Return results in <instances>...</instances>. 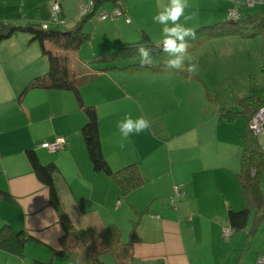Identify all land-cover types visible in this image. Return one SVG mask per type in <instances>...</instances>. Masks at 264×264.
<instances>
[{
  "label": "crops",
  "instance_id": "obj_1",
  "mask_svg": "<svg viewBox=\"0 0 264 264\" xmlns=\"http://www.w3.org/2000/svg\"><path fill=\"white\" fill-rule=\"evenodd\" d=\"M224 1L227 5L236 1L240 7L230 8L228 19L232 10H238L240 15L253 12L250 5L254 3L247 0ZM60 3L64 22L52 23L50 27L59 28L69 21L70 9L63 5L62 0ZM49 4V0H0V19L26 21L40 18L37 22H48L52 17ZM36 5L44 7L45 11L38 14L34 10ZM242 7L248 9L245 11ZM73 18L79 20L78 15ZM31 37L29 33L19 32L0 44V188L10 191L15 197L13 202L0 201V229L8 222L14 230H29L39 242L32 241L26 245L23 259L0 250V264H31L35 258H52L53 264H79L70 255L53 257V252L61 246L59 239L64 227L50 203L48 188L31 168L26 155L30 148L37 152L43 163H57L61 170L57 186L64 208L79 230L93 231L94 240H101L107 228L117 226L121 240L127 242L131 229H127L126 223L122 225L125 222L122 215L130 218L132 228L131 220L141 213L134 233L132 264H212L209 260L218 250L224 251V256L228 255L227 247L222 246L220 226H224L225 212L227 216L228 208L234 202L232 190L229 191L234 187L231 185L233 178L229 179L224 171L206 174L204 164L200 162L201 155L191 153L192 145L184 147L183 155L175 152L180 147L173 148V152H165V140L170 139L161 134L170 128L154 130V119L151 122L152 115L147 104L146 108L144 105L152 76L162 79L161 74L140 71L131 73L128 79L125 69L113 70L118 72H111L112 77L133 81L134 85L126 82L122 88L117 81L109 85L108 80H103L105 76L100 65L90 63L92 59L88 61L90 65L80 63V72H74L77 77H86L79 87L85 102L96 107L102 148L111 167L117 166L115 170H118L131 163L139 165L144 183L132 190L126 200H120L119 184L103 171H96L89 159L81 134L86 120L82 104L73 90L50 86L47 77L49 59L42 53L39 42L31 41ZM46 47L66 57L70 52L49 42ZM104 50L102 53L110 52ZM115 88L124 97L119 102L123 104V110L117 104L118 113L122 114L125 108L132 106L135 118L143 115L151 122L149 130L132 133L127 141L115 130L118 128V123L113 122L115 112L103 109L106 106L104 101L111 97ZM111 128H114L113 136ZM169 134L171 137L181 133L174 130L171 134L169 130ZM57 138L67 140L65 148L51 152L42 147L43 142ZM173 154H176L175 159ZM235 177L240 185L236 173ZM81 178L91 187L82 184ZM242 240L239 245L241 258L236 259L237 241L231 249V261L229 258L224 264H255V254L246 260L247 249L244 253L246 245ZM107 254L113 257V264L117 263L110 252L104 257Z\"/></svg>",
  "mask_w": 264,
  "mask_h": 264
},
{
  "label": "rangeland",
  "instance_id": "obj_2",
  "mask_svg": "<svg viewBox=\"0 0 264 264\" xmlns=\"http://www.w3.org/2000/svg\"><path fill=\"white\" fill-rule=\"evenodd\" d=\"M80 1L82 2V0H62L63 5L70 9L73 16L70 15L66 24L61 25L59 28L53 26V28L72 27L77 21L73 17L78 15L80 18L84 15L80 14ZM49 2L48 8L50 11L51 1L49 0ZM167 3L168 0H124L125 8L128 11L127 16L131 18L130 23H126L124 16L102 20L100 18L102 13L113 11L115 8L113 3H105L84 25L85 31L92 36L91 42L84 45L79 51H70L67 54L72 71L80 72V63L85 62L90 65L88 61L93 59L94 55L105 51L104 49L112 52L125 41H138L141 39L140 31L143 29L149 32L154 42H162L164 39L163 26L155 23L152 17L163 9ZM188 3L190 7L186 9V13L192 11L198 13L196 19L186 25L193 29L228 19L227 13L230 8L240 9L236 1L233 3L228 2V5L225 4L224 0H188ZM250 8L253 12L264 10V2L254 3L250 5ZM242 9L246 11L248 7H242ZM34 10L39 14V12L45 11V8L36 5ZM33 19V21H40V18ZM48 22H51V17ZM181 23H184L183 18ZM261 48L262 39L260 36L254 38L225 36L212 39L195 51L188 53L193 58L192 62L198 65L196 73L198 78L185 79L181 74L169 72L160 73L159 76H162L160 77L162 79L153 75L152 84L147 93V101L144 102L145 108L147 104V110L152 115L150 117L151 122L154 119L153 129L161 131L167 126L170 128L164 129V133L161 134L164 138L170 139L165 140V152H173V148L180 147L175 152L183 155L184 147L192 145L191 153L197 152L201 155L200 162L204 164L206 174L212 175L224 171L229 179L233 178L231 185L234 187L230 188L229 191L232 190L231 195L234 202L231 199V207L234 210L246 207L242 187L238 185L234 178H236L235 173L237 174L240 171V154L245 146L244 135L247 132V124L240 117L231 122L225 120L220 113V109L221 107L233 110L239 109L237 99L247 96L253 88H259L263 85V78L259 69ZM74 57H76V60ZM76 61L77 67L74 69L73 65ZM139 62L140 60L132 59L118 63L119 65H129ZM105 66V64H102V67ZM113 70L118 69L101 70L105 76L103 80H108L109 85L113 84L114 81L119 82L118 86L120 87L125 85L126 82L133 84L132 80H128L132 72L126 70L128 79H125L120 76L112 77L111 72H118ZM78 77L79 86L80 75ZM157 79L163 82H158ZM154 80H156V83H154ZM117 90L116 88L112 90L111 97L104 101L106 106L103 109L115 112L113 122L116 123L124 119L127 114H131L132 118L135 119V108L132 106L125 108L122 114L117 112V104L124 98L123 93ZM118 108L123 110V104L119 103ZM153 115H155V118H152ZM115 130L119 131L118 128H115ZM169 130L171 134H174V130L179 131L181 134L170 137L168 136L170 135ZM110 132L113 136L115 134L114 128H111ZM259 137L260 142L264 143V134H260ZM176 154H173V159H175ZM113 167L115 170L117 166L113 165ZM262 186L264 189V174ZM122 216L125 221L122 225L126 223L127 229L130 230V218L125 217L124 214ZM253 217L254 211L250 216L247 229L235 232L230 238H225L222 235V246L227 247L228 255L224 256L226 253L218 250L215 254L213 253L209 260L212 264H224L232 256L231 249L237 241L238 246L236 247L239 250L236 252V259H240L242 256L240 250L242 239V243L246 245L244 253L247 249L245 253L247 261L253 254L257 256L259 253H264V223L254 236L249 235ZM224 218V226H229L226 212ZM133 220H137V216L131 222ZM220 228L222 234L223 226H220ZM104 259H106V263L113 264V257L110 254H107Z\"/></svg>",
  "mask_w": 264,
  "mask_h": 264
},
{
  "label": "trees",
  "instance_id": "obj_3",
  "mask_svg": "<svg viewBox=\"0 0 264 264\" xmlns=\"http://www.w3.org/2000/svg\"><path fill=\"white\" fill-rule=\"evenodd\" d=\"M110 2L115 7L123 9L124 14L122 16L125 17L126 23H130L131 18L127 16L128 11L125 8L124 0H94L92 9L81 16L74 26L68 28H44L42 22L33 20L20 22L21 20L0 19V44L19 32L29 33L32 36L31 41L39 42L42 47V53L48 57L50 62V68L47 74L50 80V86L56 89L73 90L82 104V108L86 114V121L81 127V134L94 169L96 171H103L113 178L120 186V200H126L132 190L144 183L139 165L137 163H131L118 170H114L111 167L102 148L99 116L95 105L85 102L80 87L78 86L79 77L75 76L67 57L58 55L46 47V44L49 42L65 52L79 51L85 43L92 40L91 34L85 31L84 25L97 13L99 8L105 3ZM108 18L113 17L110 16ZM128 18H130V21H127ZM194 30L197 33V39L190 41L191 47L188 49V53L195 51L212 39L225 36H237L241 38L260 36L262 39L259 69L262 74L263 85L259 88H253L250 94L237 99V107L239 109L233 110L227 107H221L220 109V113L225 120L231 122L237 117H240L247 124V132L244 135L245 146L240 154L241 168L237 173V179L243 190L246 207L240 210H234L232 207H229L227 214L229 226H223V230L224 227H230L235 233L247 229L250 216L252 211H254L252 225L249 229V235L254 236L264 223V189L262 186L264 174V143L260 142V137L253 133L249 124L255 113L261 108H264V11L245 13L236 19H226L214 24L202 25L196 29L194 28ZM140 35L141 39L138 41H125L112 52L94 55L90 63L100 65V69L102 70L115 68L125 69L132 73H138L140 71H149L151 73L169 72L181 74L185 79H189L182 71L164 70L163 60L167 56L161 50L162 42H154L144 29L140 31ZM141 44L152 49V54L156 61L155 67L142 68L140 67V62L119 65L118 62L126 60H140L137 54V48ZM102 64L106 66L102 67ZM80 77L81 82L85 75H81ZM192 78H198L197 74L192 76ZM26 155L33 172L48 188L50 203L56 209L60 222L64 227L59 239L61 246L53 252V257L70 255L79 264H106L104 255L110 252L113 254L117 263L132 264L134 259L132 253L134 233L140 222L141 213L138 214L137 220H133L130 238L127 242L121 240L119 228L112 226L104 231V236L100 244L99 242L101 240L93 239V231L91 232L90 230L88 232L87 230L84 232L79 230L69 218L57 186L58 179L61 175V170L57 163L55 161L43 163L37 152L31 148L26 150ZM4 200L13 202L15 201V197L10 191L0 188V201ZM222 235L227 238L223 231ZM32 241L39 242L38 238L25 228L14 230L8 222H5L0 229V250L20 259L25 257V247ZM31 264H53V259L42 260L35 258Z\"/></svg>",
  "mask_w": 264,
  "mask_h": 264
},
{
  "label": "clouds",
  "instance_id": "obj_4",
  "mask_svg": "<svg viewBox=\"0 0 264 264\" xmlns=\"http://www.w3.org/2000/svg\"><path fill=\"white\" fill-rule=\"evenodd\" d=\"M189 7L188 0H168L167 5L159 10L152 19L155 23L163 26L164 39L162 40L161 50L167 56L163 60L164 70L182 71L190 79L198 71V65L192 62L193 58L188 54V49L191 47L190 41L197 39V33L193 28L186 25L188 22L195 20L198 13L196 11L186 13V9ZM182 18L184 23H181ZM137 54L140 57V67L156 66L150 47L144 44L139 45ZM117 127L123 140L127 141L130 134H139L149 130L151 122L143 115L133 119L131 114H127L124 119L118 122ZM121 147H123V143ZM80 182L86 187H91L83 178Z\"/></svg>",
  "mask_w": 264,
  "mask_h": 264
},
{
  "label": "built area",
  "instance_id": "obj_5",
  "mask_svg": "<svg viewBox=\"0 0 264 264\" xmlns=\"http://www.w3.org/2000/svg\"><path fill=\"white\" fill-rule=\"evenodd\" d=\"M51 1V11H52V17H51V22H43L42 26L44 28L50 27L52 23H63L64 20L62 19L60 13L62 11L61 3L60 0H50ZM250 3H257V2H264V0H248ZM94 6L93 0H82L81 5H80V14H86L88 13L92 7ZM124 14V11L120 7H115L113 11L110 12H104L100 15V18L106 19L110 16L113 18H117L119 16H122ZM230 16L231 17H239L240 12L238 10H232L230 11ZM127 21H130V18L127 19ZM250 127L253 131L254 134L260 135L264 134V108H261L255 116L251 119L250 121ZM67 144V140L65 138H57L53 141H46L42 143V147L48 149L51 152H56L59 149L65 148ZM178 192V188H176ZM224 235L227 238H230L234 235V231L230 227H224L223 230ZM255 264H264V253H261L257 259Z\"/></svg>",
  "mask_w": 264,
  "mask_h": 264
},
{
  "label": "water",
  "instance_id": "obj_6",
  "mask_svg": "<svg viewBox=\"0 0 264 264\" xmlns=\"http://www.w3.org/2000/svg\"><path fill=\"white\" fill-rule=\"evenodd\" d=\"M230 19H236V18H235V17H231V16H230Z\"/></svg>",
  "mask_w": 264,
  "mask_h": 264
}]
</instances>
